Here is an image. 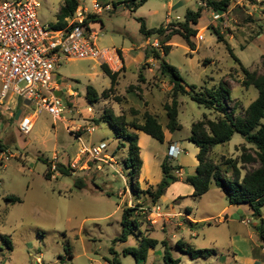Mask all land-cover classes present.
<instances>
[{"label": "rangeland", "instance_id": "rangeland-1", "mask_svg": "<svg viewBox=\"0 0 264 264\" xmlns=\"http://www.w3.org/2000/svg\"><path fill=\"white\" fill-rule=\"evenodd\" d=\"M78 1L91 10L93 0ZM96 1L105 5L123 0ZM62 4L63 0H44L37 11L39 20L44 24L55 23ZM198 8L202 13L198 24L193 26L197 31L191 38L193 48L180 36H173L166 43L170 52L165 61L177 67L196 92L210 90L213 95L223 96L222 103L234 116H241L257 97L253 86H244L247 79L226 46L249 72L263 74L264 0H232L226 12H217L218 19L213 18L206 0H148L134 12L126 4L110 12L103 11L90 27L91 33H98L95 40L98 47L115 48L123 58V62L119 58L120 66L107 65L112 72L119 73L114 93L102 96L109 89L110 80L101 65L90 59H76L61 63L55 70L65 108L60 119L43 112L30 133L22 135L15 116L18 111L20 117L31 113V108L21 100L9 98L0 104V264H111L114 258L120 264H137L123 250L138 247L144 236L159 243L167 241L171 257L179 259V264H252L250 259L264 264V245L255 230L259 221L252 216L249 206L229 205L226 195L214 185L202 197L193 198L192 187L184 183L186 176L194 174L197 164L198 148L188 141L192 124L205 116L216 119V111L192 101L189 94L179 97L181 129L171 135L166 133L183 150L170 163L179 164L186 176L179 177L182 182L171 184L161 201L155 203L145 191L162 178L158 161L167 154V142L159 143L139 133L145 169L140 171L139 183L133 184L124 166L125 149L117 148L113 131L106 123L97 124L104 111L123 113L128 119L133 118L132 111L139 113V119L141 113L149 111L165 126L163 105L169 101L170 80L160 74L155 59L146 57L151 49L164 57L162 45L155 36L150 39L141 36L137 19H144L147 28L166 27L183 22L187 10ZM87 87H93L99 95L94 104L87 100ZM242 141L240 134H234L228 145L216 146L210 157L216 163L238 159L242 145L252 150ZM102 142L105 148L96 153L93 149ZM58 164L70 167L72 174H59ZM244 167L251 170L256 165ZM76 180H81L84 186L77 188ZM7 195H15L22 202L8 203L4 200ZM124 208H138L140 223L126 242L113 243L121 234ZM186 208L190 209L189 216L199 223L183 221ZM225 216L228 220L220 221ZM177 241L215 253L192 259L175 247ZM163 252L158 244L144 264H165Z\"/></svg>", "mask_w": 264, "mask_h": 264}, {"label": "trees", "instance_id": "trees-1", "mask_svg": "<svg viewBox=\"0 0 264 264\" xmlns=\"http://www.w3.org/2000/svg\"><path fill=\"white\" fill-rule=\"evenodd\" d=\"M148 0H123L111 2L114 8H118L121 4H126V7L131 11H136L143 6ZM232 0H221L218 2L206 0L207 6L211 7L215 12H226ZM78 0H63V4L59 8L56 15V22L51 25L53 30H62L67 26L66 19L71 17L79 5ZM107 4V3H106ZM202 9L196 11L187 10L183 22L172 23L166 27L147 28L144 19L139 18V32L141 36L150 39L155 36L160 39L162 45V54L153 49L146 57L155 59L159 66L161 75L168 77L171 84L169 101L163 105V110L166 116V123L163 126L158 117L149 111H144L140 114V119L137 117V111H132V119H128L125 114H115L113 111H104L97 124L106 123L113 131L112 138L117 142V148L125 149L126 157L124 166L129 171V176L133 184L139 183L140 171L142 168V159L140 156V147L138 145V132H143L159 143L165 141V130L169 133H174L181 129L178 121V99L180 96L190 95L192 101L204 106L210 111L217 112L216 119L203 117L202 120L194 122L191 127V135L188 141L193 143L198 148V153L195 158L197 166L195 173L188 175L184 179V183L193 188L192 197L200 198L206 194L210 187L214 185L220 189L227 198L228 204L233 206L248 205L252 211V216L259 221L255 230L259 241L264 245V219L262 218V208L264 207V72L262 75H256L244 68L239 59L233 54L232 49L226 46L230 57L240 65L241 71L247 81L244 86H253L257 91V97L247 106L241 116H234V112H228L226 103L222 101L224 97L221 95H213L212 91L205 90L204 92H196L195 87L188 85L182 78L180 70L165 61V57L170 52V47L166 45L173 36H180L189 48H193L191 38L196 35V30L193 26L198 24L201 18ZM96 15L90 16L85 25L95 22ZM215 34L219 41L222 37L218 31ZM121 61L122 56L119 54ZM104 74L110 80V86L107 91L102 92V96H107L108 93H114L118 85V72H112L106 65H101ZM142 73H139L141 78ZM132 87L129 88V90ZM132 90V89H131ZM227 95L229 92L225 90ZM86 97L90 104L98 101L99 95L93 87H87ZM15 115V114H14ZM234 134H240L245 144L249 145L252 150L247 149L244 145L241 148V155L238 159H224L220 163H216L211 157L213 149L218 145L228 143ZM256 165L251 170H246L244 166ZM162 178L155 184L148 186L145 191L151 197V201L155 203L160 199L170 187L171 184L179 181V178L174 175V172L180 170L181 167L173 166L170 159L166 157L161 165ZM50 165L46 173V178H50ZM57 171L63 176H70L72 169L63 164H58ZM245 171L243 174L242 172ZM75 186L82 188L84 183L81 180H76ZM137 192L138 190H133ZM4 200L8 203H21L22 200L15 195H7ZM139 206L138 208H140ZM138 208H124L121 218V234L114 239L113 243H124L128 237L133 234L134 229L138 228L139 221L137 211ZM189 213V210L186 209ZM161 244L163 248V261L165 264H179V259L171 257L170 248L167 241L160 243L155 239L144 236L138 247H129L123 250L124 255L134 257L137 264H144L149 256V252ZM8 246H10L8 244ZM175 247L183 254L190 256L192 259L209 257L213 250H199L188 246L185 242L177 241ZM111 254H114L113 249H110ZM111 264H120L115 258Z\"/></svg>", "mask_w": 264, "mask_h": 264}, {"label": "built area", "instance_id": "built-area-1", "mask_svg": "<svg viewBox=\"0 0 264 264\" xmlns=\"http://www.w3.org/2000/svg\"><path fill=\"white\" fill-rule=\"evenodd\" d=\"M43 1L0 0V104L9 98L21 100L31 108V113L18 119L17 129L22 135L30 133L43 112L55 119L64 113L60 97L56 96L61 91L55 81V70L61 63L90 59L99 65H121L116 49L98 47V33H91V23L85 25L90 16L113 10L112 3L101 5L93 0L91 10L79 3L74 14L66 19L67 26L53 30L38 18ZM212 15L214 19L220 17L215 11ZM104 148L101 143L93 150L99 153ZM182 152L176 145H169L166 157L175 159ZM174 175L179 178L182 173L177 170Z\"/></svg>", "mask_w": 264, "mask_h": 264}, {"label": "crops", "instance_id": "crops-1", "mask_svg": "<svg viewBox=\"0 0 264 264\" xmlns=\"http://www.w3.org/2000/svg\"><path fill=\"white\" fill-rule=\"evenodd\" d=\"M125 60H126V59H125ZM57 83H58V80L56 81V84H57ZM166 132L169 133L168 131L165 130V141H164V143L167 142L168 146H169V145H176L177 147H179L178 144H177V141H174V140H172L171 138L168 139V135H167ZM136 133H137V135H138V139H139V136H140L139 133H143V132H138V131H137ZM144 134H145V133H143V135H144ZM169 134L171 135V133H169ZM143 135H142V136H143ZM145 137L148 138V139L151 138L150 136H148V135H146V134H145ZM152 139H153V138H152ZM154 140H155V139H154ZM229 142H230V141H229ZM229 142H228V143H229ZM243 142H244V139H243V141L240 142V143L242 144ZM102 143H103V142H102ZM116 143H117V142H116ZM228 143H225V144H223V145H228ZM240 143H238V144H240ZM197 153H198V151L196 152V154H197ZM196 154H195V156H196ZM104 156H106V155L104 154ZM140 156H141V159H142V162H143L141 170H142V169L144 170V169H145V168H144V166H145V161H144V157H143V154H142V150H141V148H140ZM106 157H107V156H106ZM165 158H166V154L164 155V159H165ZM164 159H163V160H164ZM163 160H162V161H163ZM162 161H158V162H159V165H161ZM177 166H179V164H178ZM196 166H197V164H195V169H196ZM179 167H180V166H179ZM195 169H194V172H193V173H195ZM179 171L182 173V176H186V175H184V173H183V169H180ZM140 179H142L141 176H140ZM140 181H141V180H140ZM178 182H182V181L179 180ZM157 183H158V182H157ZM157 183H155V184H157ZM147 184H151V183L148 182ZM155 184H152V185H155ZM192 189H193V188H192ZM191 193H192V192H191ZM161 198H162V197H161ZM160 201H161V199H160ZM186 209L189 210V213L186 211ZM186 209H185V212H186L187 214H186V218L183 219V221H184V222H188V223H190V224H197V223H199V222L196 221V219H193V218H191V216H189L190 213H191V212H190V209H189V208H186ZM187 218H188V219H187ZM227 220H228V217H227V216H225L224 219H222V218L220 219V221H227ZM250 261H251L252 264H258V260H257V259H250Z\"/></svg>", "mask_w": 264, "mask_h": 264}, {"label": "water", "instance_id": "water-1", "mask_svg": "<svg viewBox=\"0 0 264 264\" xmlns=\"http://www.w3.org/2000/svg\"><path fill=\"white\" fill-rule=\"evenodd\" d=\"M61 94H62L61 92H58V93H56V96L57 97H61ZM20 115H21V111H18L17 114H16V116H15V120L16 121H18Z\"/></svg>", "mask_w": 264, "mask_h": 264}]
</instances>
